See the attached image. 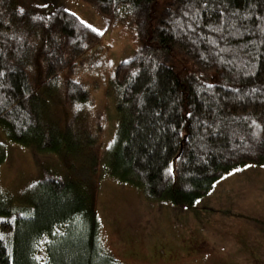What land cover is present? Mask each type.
<instances>
[{
  "label": "trees",
  "instance_id": "obj_1",
  "mask_svg": "<svg viewBox=\"0 0 264 264\" xmlns=\"http://www.w3.org/2000/svg\"><path fill=\"white\" fill-rule=\"evenodd\" d=\"M82 1L136 45L114 71L120 102L110 145L101 116L97 129L81 125L93 101L73 79L104 34L63 5L24 0H0V127L8 140L39 154L86 153L93 176L103 169L181 209L196 208L233 171L264 166V0H165L162 10L161 0ZM47 97L67 114L61 129ZM5 159L0 148V166ZM84 179L41 167L18 199L0 191V264H121L101 245Z\"/></svg>",
  "mask_w": 264,
  "mask_h": 264
},
{
  "label": "rangeland",
  "instance_id": "obj_2",
  "mask_svg": "<svg viewBox=\"0 0 264 264\" xmlns=\"http://www.w3.org/2000/svg\"><path fill=\"white\" fill-rule=\"evenodd\" d=\"M32 5H63L104 34L103 41L83 58L73 79L89 89L81 125L97 129L101 116L105 145L117 125L119 89L116 66L131 58L135 42L126 28L102 16L82 0H24ZM165 0L158 3L162 10ZM34 76L38 75L35 68ZM70 75V72L67 71ZM48 116L59 129L65 110L47 97ZM106 147V146H105ZM0 191L18 199L41 177V167L68 178H85L95 195L100 241L121 264H264V166H244L221 178L194 209L148 200L137 188L119 182L103 169L93 176L86 153H43L8 140L0 127ZM46 239L39 257L46 258Z\"/></svg>",
  "mask_w": 264,
  "mask_h": 264
}]
</instances>
